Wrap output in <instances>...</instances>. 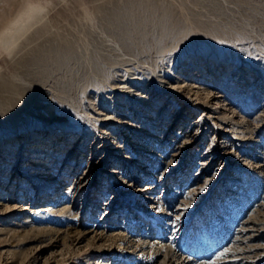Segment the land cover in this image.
<instances>
[{"label": "rangeland", "instance_id": "374dc122", "mask_svg": "<svg viewBox=\"0 0 264 264\" xmlns=\"http://www.w3.org/2000/svg\"><path fill=\"white\" fill-rule=\"evenodd\" d=\"M41 1L0 50V264H264V0Z\"/></svg>", "mask_w": 264, "mask_h": 264}, {"label": "bare ground", "instance_id": "6f19581e", "mask_svg": "<svg viewBox=\"0 0 264 264\" xmlns=\"http://www.w3.org/2000/svg\"><path fill=\"white\" fill-rule=\"evenodd\" d=\"M48 7L49 4L41 0H7V3H4L0 9V50H4L8 54L19 46L22 48V36L27 34L35 23H39L45 17ZM41 163L43 162L39 161L35 164ZM114 172L117 173L118 171ZM147 188L150 187H146V190H148Z\"/></svg>", "mask_w": 264, "mask_h": 264}, {"label": "snow or ice", "instance_id": "6c2138e0", "mask_svg": "<svg viewBox=\"0 0 264 264\" xmlns=\"http://www.w3.org/2000/svg\"><path fill=\"white\" fill-rule=\"evenodd\" d=\"M177 218H179V217H177Z\"/></svg>", "mask_w": 264, "mask_h": 264}]
</instances>
